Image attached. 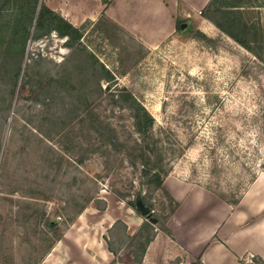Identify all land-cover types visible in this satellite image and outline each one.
Wrapping results in <instances>:
<instances>
[{"label":"rangeland","instance_id":"1","mask_svg":"<svg viewBox=\"0 0 264 264\" xmlns=\"http://www.w3.org/2000/svg\"><path fill=\"white\" fill-rule=\"evenodd\" d=\"M207 2L39 0L35 17L44 4L82 36L72 48L55 32L29 40L18 82L0 78V264H136L146 238L165 235L175 205L142 175L118 93L153 118L168 176L241 195L242 165L264 173V7L241 9L257 57L204 17L221 21ZM101 17L125 32L115 33L122 51L93 30ZM129 49L142 53L135 64Z\"/></svg>","mask_w":264,"mask_h":264},{"label":"trees","instance_id":"2","mask_svg":"<svg viewBox=\"0 0 264 264\" xmlns=\"http://www.w3.org/2000/svg\"><path fill=\"white\" fill-rule=\"evenodd\" d=\"M254 1L255 0H209L205 7L206 13L211 10L215 11V13L221 15V21H217L207 15L204 17L211 21L223 34L258 57L260 53L254 51V47L259 46V39L256 38V35H254L251 40H245L246 36L252 37V29L250 28L249 24L241 18V9L250 10V8L264 7V0L259 2L258 5H254ZM38 2L39 0H0V78L5 77L9 82L14 83V85L18 82L21 71L19 58L25 55L26 44L29 40H39L42 37L48 36L50 33L55 32L59 38H66V46L72 48L75 43L78 44L82 36V30L80 28H75L74 26L70 25L54 11L44 6V4L39 6L40 9L37 12L36 21L34 24L36 15L35 12L38 7ZM101 18L102 19H100L94 25L93 30L102 33L105 40L111 47L118 48L122 51L123 47H121V44L118 41L119 38L115 33L119 32L122 35H126L125 32L118 24L114 23L113 21L107 19L106 17ZM176 28L177 30L180 29L179 24L176 26ZM234 28H236L235 30L240 31V33L243 35L242 38L234 33ZM193 38L207 46L214 42L200 31H196L193 35ZM81 48L83 49V47ZM127 49L128 48H126V50ZM130 49L128 51L130 54L127 55L130 60L132 59V64H135L138 62L139 58L142 57V53L139 52V54H141L139 57H137L135 56V53L131 52ZM89 57H91V55H89ZM13 60H16V62ZM101 70L103 75L102 80L105 82L112 81L111 74L103 66L101 67ZM86 97H88V95ZM114 97L115 102L125 105L131 112L135 133L141 138L140 142L136 144V147L141 152L140 165L142 168V175L147 178V183L152 185L155 190L162 191L165 197L174 203L176 208L177 203H175L172 197L163 189V182L168 176L169 171L166 169V165L163 163L162 155L159 153L160 151L157 149V146L152 143V135H150V133L154 124L153 118L149 115L145 107L133 95L129 93H118L117 95H114ZM85 100H87V98ZM84 110H88L86 104ZM103 136L104 135H100V137ZM156 150L158 153H156ZM215 151L216 148H210L211 154H215ZM213 167L214 168L211 170V173L219 172V170H215L217 163L214 162ZM241 169L250 174V179L247 183V187H249L257 178V174L256 172H253V169L247 166L242 165ZM203 188L232 206H235L239 203L243 193L246 191L245 189L241 195H236V193H231L233 191L230 193L228 191L224 194L212 190L210 187ZM226 194H229L232 199H228ZM128 204L135 209L134 203ZM163 232L167 235L169 234L167 229H165ZM60 239L61 237L58 236L54 240L59 241ZM152 240V236H148L146 238L145 243L140 250L141 253L139 258L136 260V264H140L146 247ZM108 250L112 254L115 253L110 248V245H108ZM133 259L135 261L134 256ZM110 264H115V262L112 261Z\"/></svg>","mask_w":264,"mask_h":264},{"label":"crops","instance_id":"3","mask_svg":"<svg viewBox=\"0 0 264 264\" xmlns=\"http://www.w3.org/2000/svg\"><path fill=\"white\" fill-rule=\"evenodd\" d=\"M163 189L177 207L169 234L155 235L142 264H264V173L235 206L170 175Z\"/></svg>","mask_w":264,"mask_h":264},{"label":"water","instance_id":"4","mask_svg":"<svg viewBox=\"0 0 264 264\" xmlns=\"http://www.w3.org/2000/svg\"><path fill=\"white\" fill-rule=\"evenodd\" d=\"M35 21H36V17H35V20H34V24H35ZM184 27H185V24H181L180 25V29L181 30H183ZM138 209H139L141 215L146 216L148 214V211H149L148 209H146V208H144V207H142L140 205H138Z\"/></svg>","mask_w":264,"mask_h":264}]
</instances>
